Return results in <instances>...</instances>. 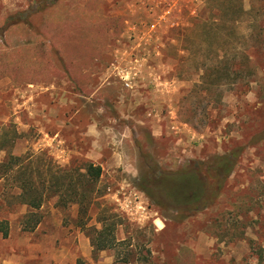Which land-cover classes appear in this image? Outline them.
<instances>
[{"label": "rangeland", "instance_id": "1", "mask_svg": "<svg viewBox=\"0 0 264 264\" xmlns=\"http://www.w3.org/2000/svg\"><path fill=\"white\" fill-rule=\"evenodd\" d=\"M239 1L0 0V264H264V0H242L229 45L252 55L248 87L199 78L230 30L212 43L199 31L190 52L174 34ZM227 152L232 174L196 211L148 196L152 172L203 171ZM89 163L101 176L85 217L56 197L37 210L15 198L21 177L45 193ZM30 211L39 223L24 231ZM103 224L113 247L94 250Z\"/></svg>", "mask_w": 264, "mask_h": 264}, {"label": "trees", "instance_id": "2", "mask_svg": "<svg viewBox=\"0 0 264 264\" xmlns=\"http://www.w3.org/2000/svg\"><path fill=\"white\" fill-rule=\"evenodd\" d=\"M228 10H231V13L226 19L222 16L223 13L220 10L221 15H218L217 22L214 19H204L200 25H196L194 28L181 29L174 33L177 36L176 39L184 44V50L190 52L189 45L193 42L192 36L197 35L199 31L198 34L200 37L212 43V40H216V37L222 34L219 32L222 28L230 30V32H227L221 37L222 43L227 45V51L222 49L220 50L222 55H218L216 48L211 52L209 59L205 55L203 56V61L200 66L204 67V69L208 68V71L205 69V72L199 78L202 84L208 88L220 85H231L239 78L242 85L245 84L248 87L252 82V77L256 73L252 55L248 52V48L232 49L234 52L232 53L229 46L233 43V39L231 38L233 36L232 33H234L233 25L239 23L241 17L246 14L243 11L242 0L234 3L233 7H230ZM226 22H228V25H225ZM231 55L232 59L229 58ZM232 60H238L237 64L232 65L233 63H230ZM234 66L237 67L235 70L233 69ZM243 81L245 82L243 83ZM237 156V154L231 152L224 153L218 156L214 163L204 167L203 171L199 168L188 167L174 171L152 172L150 179L146 181L150 187L145 186V190L156 204L166 209L196 211L208 201H212L220 193L221 183L232 174L236 165ZM205 171L214 182L211 187L212 192L209 193L206 191L207 181L203 174ZM100 176L101 168L89 163L84 167V171L79 173L76 179L71 174L56 177L47 186L48 191L45 193H43V185L41 187L43 190H40V187L31 180V177L26 176V181L21 177L22 183L19 185L20 192L15 195V198L19 204L25 205L31 210H37L46 198L56 197L58 203L62 206L76 204L78 206V217L82 218L88 213L91 204L90 200H92L91 191L88 190V187L94 185ZM24 217L26 218L22 225V230L24 231L33 230L39 223V219H37L38 217L34 211L28 212ZM30 220L31 223L29 222ZM112 231L113 227L104 224L99 230L94 229L90 234V242L94 250L102 251L113 247L114 235ZM6 234L5 232L4 236ZM79 262L78 264H80Z\"/></svg>", "mask_w": 264, "mask_h": 264}, {"label": "built area", "instance_id": "3", "mask_svg": "<svg viewBox=\"0 0 264 264\" xmlns=\"http://www.w3.org/2000/svg\"><path fill=\"white\" fill-rule=\"evenodd\" d=\"M170 11H171L170 10V7H167L166 10L164 11V14L163 15H169L170 14ZM154 28H155V24L154 23L150 24L149 29L151 30V29H154ZM123 81H124L125 86L129 87V85H130L129 84V80L127 78H123Z\"/></svg>", "mask_w": 264, "mask_h": 264}, {"label": "crops", "instance_id": "4", "mask_svg": "<svg viewBox=\"0 0 264 264\" xmlns=\"http://www.w3.org/2000/svg\"><path fill=\"white\" fill-rule=\"evenodd\" d=\"M27 246H28V248H30L31 245H27ZM30 258H31V257H30Z\"/></svg>", "mask_w": 264, "mask_h": 264}]
</instances>
